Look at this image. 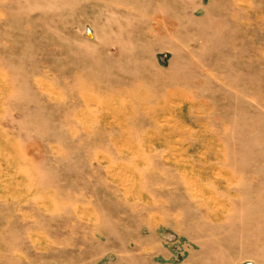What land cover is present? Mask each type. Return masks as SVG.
I'll return each instance as SVG.
<instances>
[{"label": "rangeland", "instance_id": "obj_1", "mask_svg": "<svg viewBox=\"0 0 264 264\" xmlns=\"http://www.w3.org/2000/svg\"><path fill=\"white\" fill-rule=\"evenodd\" d=\"M0 264H264V0H0Z\"/></svg>", "mask_w": 264, "mask_h": 264}, {"label": "water", "instance_id": "obj_2", "mask_svg": "<svg viewBox=\"0 0 264 264\" xmlns=\"http://www.w3.org/2000/svg\"><path fill=\"white\" fill-rule=\"evenodd\" d=\"M89 34V33H88ZM90 35V34H89Z\"/></svg>", "mask_w": 264, "mask_h": 264}]
</instances>
